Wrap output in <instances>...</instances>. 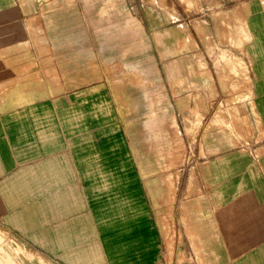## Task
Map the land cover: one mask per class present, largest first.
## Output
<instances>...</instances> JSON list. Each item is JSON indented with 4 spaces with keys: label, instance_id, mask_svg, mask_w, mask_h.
<instances>
[{
    "label": "crops",
    "instance_id": "crops-1",
    "mask_svg": "<svg viewBox=\"0 0 264 264\" xmlns=\"http://www.w3.org/2000/svg\"><path fill=\"white\" fill-rule=\"evenodd\" d=\"M162 2L147 8L144 21L142 0H0V28L8 29L7 35L14 34L17 21L36 28L51 46L62 84L81 86L104 59L122 61L142 76L143 29L165 28L173 14L184 27L190 18L185 14L234 5L226 11H238L246 29L239 54L249 67L253 107L264 125V0ZM160 36H155L158 49ZM188 58L190 69L182 75L166 68L174 60L161 58L165 74L186 79L200 109H218L220 88ZM157 67L152 63L156 77ZM88 85H82L84 93L56 101L54 112L22 96L28 103L0 118V214L67 264H154V235L135 188L142 167L132 162L115 121L107 117L104 106H109L101 101L105 84ZM122 89L130 90L134 108H142L139 89ZM221 139L205 135L199 154L204 189L196 198L199 241L210 264H264V137L259 145L233 149L218 148ZM25 203L30 204L15 207ZM61 217L67 220L47 226L46 220ZM37 227L40 232L31 233ZM13 243L0 231V264H18L20 249Z\"/></svg>",
    "mask_w": 264,
    "mask_h": 264
},
{
    "label": "rangeland",
    "instance_id": "rangeland-1",
    "mask_svg": "<svg viewBox=\"0 0 264 264\" xmlns=\"http://www.w3.org/2000/svg\"><path fill=\"white\" fill-rule=\"evenodd\" d=\"M162 4V0H142L143 20L148 17L146 10L150 5L159 8ZM233 7L208 6L199 14H185L184 18L188 15L190 18L184 27L180 25L183 21H177L178 15L173 14L169 16L172 23L165 28L143 29L142 76L122 61L104 59L96 62L90 84L81 86L62 84L51 46L36 28L27 29L28 24L19 21L13 35L0 28V36L5 37H0V118L28 103L22 102V96L33 98L30 104H46L54 112L51 106L56 101L84 93L81 90L86 88H81L82 85L105 84L106 99L101 95V101L109 106L103 105L107 117L115 121L118 140L126 147L132 162L142 167V178L137 176L135 188L154 235L157 248L154 264H210L195 221L196 198L204 194L199 179L203 157L199 154L205 135L219 134L222 139L216 141V146L221 149L253 147L262 143L258 140L264 137L261 116L252 103L249 67L243 54H239L244 49L246 29L236 18L238 11H226ZM155 36H160L158 42H163L159 49ZM188 56L194 59L195 68H205L210 82L220 88L218 109H200L197 94L188 91L186 79L182 82L181 76L169 78L165 74L161 58L174 60L166 68L182 75L190 69ZM150 62L159 68L157 77ZM177 78V83L172 81ZM123 87L139 89L142 108L129 103L130 90ZM165 101L170 103L169 108H165ZM136 173L139 175L138 168ZM66 220L65 217L46 220V224L53 228ZM41 228L31 233H38ZM0 231L7 239L13 238L14 249H20L18 264H67L48 247L34 243L10 225L1 214Z\"/></svg>",
    "mask_w": 264,
    "mask_h": 264
}]
</instances>
